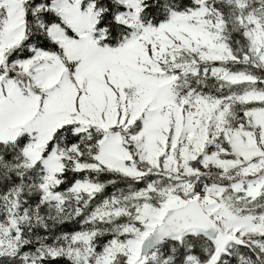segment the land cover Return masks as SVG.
Here are the masks:
<instances>
[{
  "label": "snow or ice",
  "instance_id": "6c2138e0",
  "mask_svg": "<svg viewBox=\"0 0 264 264\" xmlns=\"http://www.w3.org/2000/svg\"><path fill=\"white\" fill-rule=\"evenodd\" d=\"M0 264H264V0H0Z\"/></svg>",
  "mask_w": 264,
  "mask_h": 264
}]
</instances>
